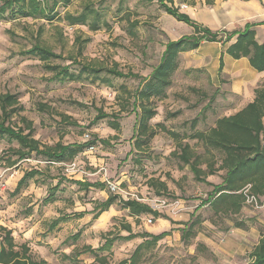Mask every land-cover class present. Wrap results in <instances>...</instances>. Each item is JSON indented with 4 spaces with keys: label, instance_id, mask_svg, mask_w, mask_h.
I'll return each mask as SVG.
<instances>
[{
    "label": "rangeland",
    "instance_id": "1",
    "mask_svg": "<svg viewBox=\"0 0 264 264\" xmlns=\"http://www.w3.org/2000/svg\"><path fill=\"white\" fill-rule=\"evenodd\" d=\"M167 4L192 14L198 24L211 25L209 12L218 2L174 0ZM69 13H84L86 23L70 24L66 19ZM50 14H55L52 19L25 17L10 9L0 11V93L16 94L22 106L6 124L25 133L32 130L43 145L87 140L96 145L93 150L81 151L76 158L79 170L68 173L65 164H49L35 153L29 159H19V143L0 134V224L13 228L18 242L28 240L37 257L45 256L53 264H71L63 258L64 252L73 253L88 244L96 248L109 232L113 236L127 234L124 223H131L136 233L170 232L144 248L137 264H246V245L252 247L264 233V199L261 207L244 206L238 214H215L209 204L201 206L213 185L222 182L223 173L208 176V182L197 180L175 153L179 150L176 140L157 125L161 122L178 132L184 142L203 154L204 147L191 134L210 128L218 117L233 112L224 104L229 96H223L202 70L190 65V55H181L167 96L153 99L157 114L151 127L157 131L148 140L135 133L134 94L140 78L117 77L105 71L79 73L81 65L90 62L117 64L123 72L148 76L167 41L193 33V27L168 14L159 0H72L67 5L59 3ZM36 43L61 57L45 62L28 54ZM47 64L66 66L76 78H57ZM223 82L220 77L222 87ZM102 114L108 116L98 118ZM112 120L119 124L118 129L112 127ZM200 166L206 168L204 163ZM32 169L39 173L14 193L19 179ZM161 181L167 183L168 190L157 188ZM108 182L118 188L112 191ZM86 183L93 186L83 185ZM110 194L117 196L110 214L94 217L93 208ZM135 196L165 217L131 215L121 200ZM64 215L70 216L64 220ZM59 217L60 223L50 229ZM195 220L196 236L184 241L185 224ZM25 226L32 229L29 239L24 237ZM236 227L242 229L241 234L233 232ZM78 231L77 240L66 241ZM141 241L139 236L118 239L111 251L100 253L108 256L109 264H118L129 258ZM224 249L235 252L234 256ZM80 257L83 263L94 260L89 252Z\"/></svg>",
    "mask_w": 264,
    "mask_h": 264
},
{
    "label": "trees",
    "instance_id": "2",
    "mask_svg": "<svg viewBox=\"0 0 264 264\" xmlns=\"http://www.w3.org/2000/svg\"><path fill=\"white\" fill-rule=\"evenodd\" d=\"M47 1L49 0H2L0 11L3 13L10 9L25 17L49 16L52 19L55 14L51 15L50 13L55 11L59 3L67 5L72 0H53L51 6L45 5ZM159 1L168 14L179 21H184L191 25L193 33L168 40L159 63L153 67L148 76H141L132 71L123 72L118 68L117 64L103 66L90 62L83 63L79 72L88 75H98L105 71L117 77L140 78V85L134 94V110L137 118L135 133L146 135L148 140L157 131L156 128L151 127V120L157 114V108L152 104L153 99L167 96V88L172 84V77L179 67L182 53L198 48L203 41L222 40L230 43L236 37L235 41L227 46L226 53L235 59L248 57L254 69L264 72V40L259 42L256 38L257 23H248L243 29H234L232 31L213 30L208 26L196 23L188 13L181 12L178 7L167 4L173 3L174 0ZM66 17L70 24L86 23L84 13L76 16L69 13L66 14ZM27 53L37 55L45 62L51 58L61 57L60 54H56L51 48L40 43L33 45ZM220 67L223 68V59H221ZM47 68L55 71L57 78H76L75 74L71 73L66 66L47 64ZM254 91V99L242 109L230 115L220 116L210 128L196 130L191 134V137L197 139V143L204 147L203 154L197 152L189 142H184V136L182 137L178 132L168 129L161 122H157V125L162 130L167 131L176 140L179 150L175 153L184 165L190 166L197 180L208 182V176L215 175L216 172L223 173L222 182L214 184L213 192L201 203V206L209 204L215 214H238L244 206H248L244 193V189L248 185L250 186L249 192L251 194L256 195L261 201L264 199V78ZM20 108L22 106L19 105V98L16 94L10 92L0 93V134L7 135L19 143L20 147L16 150V153L21 160L29 159V156L35 153L44 158L49 164L77 161L76 158L81 151L96 145L93 140L69 144L58 141L54 145H43L40 140L33 137L32 130L25 133L23 129H16L6 124L7 120ZM107 116V114H102L98 118ZM112 121V127L118 129L119 124L115 122L116 120ZM202 163L206 165V168L200 166ZM38 173V169L26 171L19 179L14 193L19 192L27 180ZM83 185L93 186L90 183ZM151 185L155 188L156 183ZM157 186L162 191L168 190V185L165 181L159 182ZM156 192L158 195L161 193L159 190H156ZM116 198L117 196L110 194L106 200L97 203L93 208V211H96L94 217H98L102 212L107 211L114 204ZM121 202L133 216L152 214L155 218L165 217L159 210L135 198L123 199ZM64 216V219L69 218L68 215ZM61 219V217L54 219L50 229L58 225ZM196 224L197 220L185 224L182 232L184 241H188L191 236H196ZM123 228L128 232L127 234L113 236L109 232L105 242L100 246L94 248L88 244L73 253L64 252L62 254L63 258L70 260L71 264H93V262H96V264H109L108 256L100 252L111 251L115 240H130L139 236L142 241L137 245L131 256L118 263L137 264L144 248L156 244L170 234L169 231L157 234L149 231L136 233L133 231L131 223H124ZM80 235L81 232L78 231L67 238L66 241H69V239L77 240ZM75 243L74 241L72 242V244ZM87 252L92 253L94 256L92 263H83L81 260L80 256ZM248 257L250 259L248 264H264V233L261 234L258 243L249 252ZM0 264L53 263L43 257H37L28 240L18 242L13 228L0 224Z\"/></svg>",
    "mask_w": 264,
    "mask_h": 264
},
{
    "label": "crops",
    "instance_id": "3",
    "mask_svg": "<svg viewBox=\"0 0 264 264\" xmlns=\"http://www.w3.org/2000/svg\"><path fill=\"white\" fill-rule=\"evenodd\" d=\"M218 5L212 8L209 12L212 20L211 25L203 22L202 26H211L215 29H243L246 24L257 23L256 38L259 42L264 40V0H215ZM220 4V5H219ZM207 7L203 8L205 11ZM207 14V10L205 11ZM190 16H193L190 14ZM208 19V18H207ZM209 20V19H208ZM201 25V24H200ZM236 37L230 41L234 42ZM224 41H203L200 46L192 51L184 52L181 55H190V65L202 70V73L208 76L217 88L221 89L223 96L228 95L227 101L224 104L229 110H233L226 115L233 114L242 109L247 103L252 101L255 96V88H257L264 78V72L254 69L248 57L235 59L226 53V48L230 44ZM221 59H223V68L220 67ZM196 62V65L193 64ZM220 77L224 79L223 87L220 85ZM222 84V83H221ZM232 96V97H231ZM109 209L100 214H110ZM70 216V215H68ZM64 220H67L64 219ZM23 232L29 239L32 232L30 227H24ZM233 232L242 233V229L236 227ZM157 234V232H154ZM252 247H247L246 251L250 252L252 248L258 243L261 234ZM235 243V242H234ZM248 244L247 242H245ZM73 244L72 246H75ZM237 245V242L234 244ZM224 251H226L224 249ZM244 251V249H242ZM245 252V251H244ZM66 253V252H65ZM230 256H234L235 252H227ZM49 260L47 257H43ZM51 261V260H49ZM250 261L248 257V262ZM248 262L246 264H248Z\"/></svg>",
    "mask_w": 264,
    "mask_h": 264
},
{
    "label": "built area",
    "instance_id": "4",
    "mask_svg": "<svg viewBox=\"0 0 264 264\" xmlns=\"http://www.w3.org/2000/svg\"><path fill=\"white\" fill-rule=\"evenodd\" d=\"M183 7H187V5L183 4ZM2 7V0H0V8ZM95 148L94 145L90 146L88 149L93 150ZM66 166V170L68 173H74L77 172L79 170V165H77L76 160L75 161H71L69 163H63ZM109 183V187L111 188L112 191H115L118 186L112 182H108ZM249 188L250 186H246L244 189V193L246 196V204L247 205H251L255 208H259L261 207V199H259L256 195L251 194L249 192ZM135 199H137L138 201L142 202L143 198H140L139 196H135ZM156 209V208H155ZM149 221L151 222V219H149Z\"/></svg>",
    "mask_w": 264,
    "mask_h": 264
}]
</instances>
